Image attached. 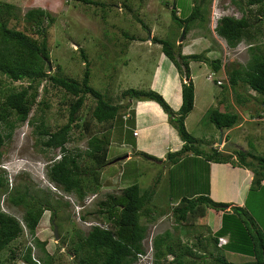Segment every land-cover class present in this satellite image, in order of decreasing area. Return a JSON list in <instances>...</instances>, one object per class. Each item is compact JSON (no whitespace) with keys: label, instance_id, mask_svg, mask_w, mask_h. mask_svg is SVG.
I'll use <instances>...</instances> for the list:
<instances>
[{"label":"trees","instance_id":"obj_1","mask_svg":"<svg viewBox=\"0 0 264 264\" xmlns=\"http://www.w3.org/2000/svg\"><path fill=\"white\" fill-rule=\"evenodd\" d=\"M231 1L241 8L240 16L221 14L216 18L213 29L224 39L228 47H234L241 39L246 41L248 58L244 63L234 60L221 63L219 57L208 59L203 51L182 53L178 48L174 51L172 42L167 38L151 37L160 43L161 53L173 64L179 76L183 75V80L180 81V103L173 108L159 91L152 86L148 87L150 83L147 87L122 88L117 93L119 101L111 102L107 94L89 83L90 71L82 47L79 48V53L84 66L78 78L64 73L58 64L57 71L49 72L47 28L53 22V17L40 6L28 7L20 13V8L14 3L0 0V76L8 78L9 81L27 82L25 85H10L0 89V124L5 128L3 133L0 131V144L4 138L10 137L17 123L25 121L32 124V130L42 145L41 148L55 150L44 166L45 175L53 184L54 190L60 188L59 190L65 194H72L75 201H82L89 193L95 194L98 191L100 177H103L100 176V169L109 162L107 151L112 136L110 129L112 130L116 115L120 114L122 119L132 125L119 123L121 128L130 131L128 141L124 139L122 141L137 146L135 133L133 134L134 111L132 108L127 110L131 104L127 98L153 100L165 113L166 122L175 130L180 141L176 149L167 148L165 151V160L170 165L177 164L189 152L196 159H201L196 184L186 186L192 190L165 200L169 215L173 219V229L164 228L152 235L151 264H251L252 260L260 262L264 256V232L247 210V195L258 194L260 200V194H264V182L261 183L264 180V155L252 152L255 145L251 140L248 141L249 149L237 147L226 152L217 149L216 146L203 149L198 144L199 138L185 127V117L193 106L195 94L188 72L189 61H202L210 67L211 81L218 86V91L214 95L216 104L207 108L206 116L221 133L235 125L240 118L237 111L228 108L229 103H223L227 88L234 92L233 97L238 103L247 96L235 91V86L252 89L260 97L259 100L264 102V0H245L243 3L242 0ZM205 8L206 0H193L189 12L180 17L173 4L170 17L177 27H182L181 33L184 35L190 20L195 19L201 23L200 26L206 27ZM14 19H23L27 22L34 35L10 24V20ZM124 34L127 35L126 32ZM220 67H223L225 73L224 82L215 75ZM40 80H45L60 90V101L66 104H62L67 111L66 119L54 128L43 122L42 113L49 105L48 100L45 97L36 99ZM1 83L4 81L0 79V86ZM85 95H89L94 101L89 116L81 115L80 112ZM220 103L222 108L219 107ZM33 105L39 112L37 115L29 116ZM262 111L264 109L255 110L254 115L257 116ZM91 118L99 130H93L94 132L85 138L83 147L66 145L70 140L71 131H75L74 128L80 132L91 129ZM134 150L135 154L146 159L158 160L153 153L137 148ZM211 162L228 163L249 170L245 197L240 196L243 197L242 203L217 200L209 195ZM2 168L0 193L6 194L5 200L9 206L20 207L21 212L17 217L0 208V254L2 250H7L5 259L10 264L18 256L24 264H51L52 254L45 249V240L35 236V228L45 209L49 211L52 227L53 224L59 226L58 210L65 202L60 201L59 197L52 198L54 193L49 188L34 189L30 192L28 191L30 187L25 182L11 187L4 175L5 168ZM130 174L125 168L122 177H129ZM158 178L159 176H155L154 181L144 187L133 181L120 186L117 191L104 192L103 197L96 201L95 207L79 213V219L85 220L86 214H89L100 218L101 222L90 223L84 231L74 229L68 240L65 235H59L60 240L69 241L66 252L71 258V263L133 264L136 253L143 251L142 239L146 235L147 224L140 221V217L147 221L152 219L150 218L153 216L150 213L153 206L152 197L157 194L154 186ZM32 187H36L35 184ZM208 210L214 212L220 210L217 228L212 231L206 226L205 234L197 230V233L193 234V240L190 239V242H187L188 239L183 240L181 236L186 238L190 236L189 228L186 226L192 228L206 223ZM22 232L29 233L31 242L21 247L11 244V241ZM218 236H225L226 241L218 245ZM208 244L211 246L208 247ZM222 247L248 255L252 259L243 263L230 261L221 252ZM20 249L22 251L19 253ZM168 256L170 259H167Z\"/></svg>","mask_w":264,"mask_h":264},{"label":"rangeland","instance_id":"obj_2","mask_svg":"<svg viewBox=\"0 0 264 264\" xmlns=\"http://www.w3.org/2000/svg\"><path fill=\"white\" fill-rule=\"evenodd\" d=\"M3 1L14 3L20 8V13L32 6H40L47 10L53 17V22L47 28V45L49 49V66L47 67L49 69L47 70L49 72L57 71L56 65L58 64L64 73L78 78L84 66V61L80 58L79 53V48L82 47L90 71L89 83L100 92L107 94L111 102L119 101L117 93L122 88L129 86L147 87L149 83L151 85L148 87L152 86L161 94L163 92L168 96V98H165L162 94L171 105L172 99L167 95L166 88L169 86L168 88L172 92L175 87L174 94L176 93V96H178V89L180 81L183 80V75L179 76L173 64L161 54L160 43L154 41L151 37L167 38L172 42L174 51H176V48L181 50L182 53L203 51L208 59L219 57L221 63L231 60L244 63L248 58L244 39L235 47H228L224 39L217 35L213 29L215 17L221 14L240 16L241 8L231 0H206L204 13L207 19L206 27L200 26L201 23L195 21V19L190 20L184 35L181 33L182 27H177L172 21L170 9L175 4L177 15L180 17L185 16L189 12L193 0ZM243 2L245 0H242ZM254 7L255 5L252 8L254 9ZM257 15L259 14L257 13ZM10 24L34 35L31 27H28L29 24L23 19L10 20ZM124 32L127 33L126 36H124ZM260 41L263 42L262 39ZM188 66L189 77L194 85L195 98L191 110L185 117V127L192 135L199 138V146L203 149L216 146L217 149H223L226 152L237 147L249 149L248 141L251 140L255 145L252 152L264 155V120L255 121L251 117L254 115L255 110L264 109V102L259 100L258 94L248 87L235 86V91L247 96V98H243L242 102L238 103L233 97L234 92L227 88L224 92L226 93L223 96L224 99H222L224 100L223 103H229L228 108L237 111L240 118L235 125L229 129H224L221 133V130L215 127L206 116L207 108L216 104L214 95L218 91V86L211 81L210 67L202 61H189ZM215 75L224 82L223 67H220ZM0 79L4 81V83H1L0 89L5 86H18L27 83L26 80L9 81L4 76H0ZM37 90L36 99L45 97L49 102L48 107L42 113L44 124L54 128L55 125L64 122L67 111L63 106L66 104L60 101L61 91L52 87L45 80H40ZM84 97L85 100L80 112L81 115L89 116L94 101L89 95ZM128 99L132 100L133 98H127V101L130 102ZM178 99L175 102L176 105L179 102ZM221 104L219 105L220 108H222ZM148 109L151 112L152 109ZM38 112L33 105L28 115H37ZM151 113H153V110ZM113 121L112 130L110 129V135L112 136L107 151L109 162L100 169V176L103 177H100L99 189L95 194L89 193L82 201H75L72 194H65L59 190V187L57 190L53 189V184L49 182L45 175L44 166L48 157L55 153V150H43L41 148L42 145L38 142L36 134L32 130V124L25 121L17 123L12 129L10 137L4 138L3 143L0 144V169L5 168L4 175L7 177L8 185L14 187L25 182L30 187L28 189L30 192H33L34 189L46 190L49 188L56 195H53L52 198L59 197L60 201L65 202L58 210L60 220L58 221L59 226L55 225L56 237L53 233L47 209L42 212L35 228V236L45 240V249L52 254L51 264H74L71 263V258L66 252L69 245L68 236L76 228L84 231L90 223L101 222L100 218L89 214H86L87 219H79V213L95 207L96 201L103 197L102 193L117 191L120 186L133 181L144 187L151 184L155 176H159V180L156 181L154 186L157 194L152 197L153 206L150 213L153 216L151 217V214H149L152 219L147 221L144 217H140V221L147 224L146 235L142 240L145 247L148 240L156 232L164 228L173 229V219L169 215V208L165 200L173 199L177 194L188 193L192 188L186 186L196 184V175L201 169V159H196L189 152L177 164L172 166L165 160V151L167 148L176 149L179 146L178 142L177 144L174 142L173 144L171 141L169 143L164 142L166 144H161L160 149L157 146H160V142L154 139L153 135L149 136V132L143 134L144 132L142 133L136 126L134 133L137 136L139 146H132L131 143L122 141V139L128 141V136L130 137L128 132L130 131L120 127V124L123 123L132 126L131 123L122 119L120 114L116 115ZM90 122V130L86 129V131L80 132L74 128L75 131H71L70 140L66 142V145L83 147L85 138L91 132L99 130L92 118ZM4 130L3 125L0 124V131L3 133ZM176 138L179 139L177 134ZM166 145L168 147L165 148ZM136 148L153 153L158 157V160L146 159L135 154L134 149ZM124 153L126 154L123 155ZM238 167L243 168L242 166ZM125 168L131 174L129 177L123 178L122 173ZM221 181L217 182L216 185L213 184L210 196L215 195L217 188L223 187L222 189H224V187H231L232 185ZM232 181L235 187L239 184V177L232 178ZM263 182L264 180L261 181V183ZM34 184L36 187L33 188L32 185ZM246 184L245 178L240 184L241 192L238 193L239 191H237L240 196L244 195L245 197ZM39 193L43 192L39 191ZM247 196V210L264 232V194H260V200L258 194ZM240 198L243 199V197ZM5 199L6 194L1 195L0 193V208L19 217L21 208L9 206ZM160 209H162L161 212H159ZM220 214V210L216 212L208 210L206 223L201 226L195 225L192 228L186 226L189 228L190 236H187L188 238L181 236L182 239H188L187 242H190V239H194L193 234L197 233V230H201L205 234L207 232L206 226L207 229L214 231L219 224ZM59 235H65L67 240H60ZM29 242H31L29 233L22 232L11 241V244L21 247ZM210 246L208 244V247ZM222 248L221 252L230 261L243 263L252 259L248 255L226 250L225 247ZM21 251L20 249L19 253ZM6 253L7 250L1 251L0 264H10L5 259ZM167 259H170V256ZM11 263L24 264L19 256ZM251 264L257 263L252 260Z\"/></svg>","mask_w":264,"mask_h":264},{"label":"crops","instance_id":"obj_3","mask_svg":"<svg viewBox=\"0 0 264 264\" xmlns=\"http://www.w3.org/2000/svg\"><path fill=\"white\" fill-rule=\"evenodd\" d=\"M168 87L166 88L167 95L170 96V98L172 99V105L174 108H176L178 104L180 103V87L178 89V96H176V93L174 94V91L176 89L175 87L173 88V91H172L173 93L169 90ZM162 94L165 96V98H168V96H166L163 92ZM194 98H195V94H194ZM177 99L179 100V102L176 105L175 102L177 101ZM130 101H131V108L134 110V122H135L134 128L138 126L140 131L142 133L144 132L143 134H145V132H149V136L153 135L154 136L153 138L156 139L158 142H160V146L157 145L160 149L162 145H165L166 143H169L170 141L176 144L177 142L178 144L180 143V141L176 138L175 130L166 123L165 113L161 110V108L158 106V104L155 101L147 100V99L146 100H133V99L131 100L130 99ZM148 108H151L153 110V113H151L152 110L151 112H149ZM138 109L139 111H137ZM135 138H136V145H138L139 143L137 142V136H135ZM166 147L168 146L166 145L165 148ZM209 171H210V177H211L209 181L210 182L209 183L210 184L209 194L211 193L214 183L216 185L217 182L222 180L224 183L232 184L231 187H224V189H222L223 187L217 188V192L215 193V195L214 196L211 195L212 198L223 200V201H234V202L242 203V200L238 193L241 192L240 184L242 183V181L245 178H246V181L249 179V170L247 168L245 167L240 168L238 166H233L228 163L216 164V163L211 162L209 166ZM236 176L239 177V184L235 185L234 187L232 178L234 179ZM237 191L239 192L237 193Z\"/></svg>","mask_w":264,"mask_h":264},{"label":"built area","instance_id":"obj_4","mask_svg":"<svg viewBox=\"0 0 264 264\" xmlns=\"http://www.w3.org/2000/svg\"><path fill=\"white\" fill-rule=\"evenodd\" d=\"M253 119H264V111L259 115L254 116ZM143 240V239H142ZM143 244V243H142ZM152 259V247L151 238L148 240L147 245L143 248V251H138L133 264H151Z\"/></svg>","mask_w":264,"mask_h":264},{"label":"clouds","instance_id":"obj_5","mask_svg":"<svg viewBox=\"0 0 264 264\" xmlns=\"http://www.w3.org/2000/svg\"><path fill=\"white\" fill-rule=\"evenodd\" d=\"M215 18H217V17H215ZM216 20V19H215ZM215 24V23H214ZM214 27V26H213ZM240 41H243L242 39L240 40ZM239 41V42H240ZM239 42H237V44L239 43ZM236 44V45H237ZM235 45V46H236ZM234 46V47H235ZM246 46H247V43H246V45H245V48H246ZM163 56H164V54L163 53H161ZM128 100H130V99H128ZM134 100H139V99H134ZM131 102V101H130ZM131 108V104L127 107V110H129ZM260 120H262V119H260ZM134 133V132H133ZM226 241V237L225 236H218L217 237V244L218 245H220V244H222V243H224Z\"/></svg>","mask_w":264,"mask_h":264},{"label":"water","instance_id":"obj_6","mask_svg":"<svg viewBox=\"0 0 264 264\" xmlns=\"http://www.w3.org/2000/svg\"><path fill=\"white\" fill-rule=\"evenodd\" d=\"M48 66H49V64H48ZM52 229H53L54 236L56 237L57 235H56V226H55V224H53ZM257 264H264V256H262L261 261L258 262Z\"/></svg>","mask_w":264,"mask_h":264}]
</instances>
